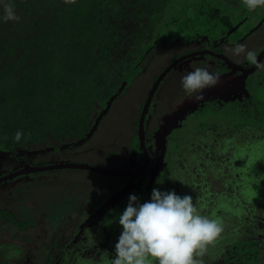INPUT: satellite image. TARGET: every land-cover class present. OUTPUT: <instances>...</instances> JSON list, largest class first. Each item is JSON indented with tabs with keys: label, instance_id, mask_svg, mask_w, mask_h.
Segmentation results:
<instances>
[{
	"label": "flooded vegetation",
	"instance_id": "af4514ba",
	"mask_svg": "<svg viewBox=\"0 0 264 264\" xmlns=\"http://www.w3.org/2000/svg\"><path fill=\"white\" fill-rule=\"evenodd\" d=\"M182 8L183 10L178 16L168 20L167 23H164V25L160 27L154 40L147 47L151 48L150 45L156 43L169 44L172 41L182 43L183 45L188 43L191 44V48H188L184 53L176 55L177 58L174 61L172 59L166 67L163 68V70L167 69V72L157 88L153 87V85L156 78L163 70L155 76L147 99L146 101L143 100V102H145L144 106L142 109H139V115L136 121L132 123L134 134L130 137V143L126 148L130 150L134 145L137 146L136 148L139 153L137 163L129 165V159L127 160L128 163L126 166L118 170L108 169L107 171H100L92 164V170L87 172L89 173L88 175H93V178L96 176L105 177L107 179L113 178L115 180L119 178L128 185L136 182L133 184V189L127 188L111 201L108 200V202L107 197L104 198L102 202L93 206V210L91 211L92 216L91 214L88 215V220L77 222L68 235L62 232L57 234L56 238L53 239L54 243H49L53 248L49 247L46 251L44 249L45 253L43 257L47 258L48 262H50L49 259L52 258L54 260L55 258L56 261H54L53 264H59L57 263L58 260L63 261L65 257V261L62 264H109L108 258L111 259L114 255V244L120 234V226L115 219L125 208L129 194H136L139 201L143 203L150 199L151 190L155 187L162 191L174 190L181 196L191 195L193 199L196 193L214 196V201L211 199L213 202L209 204L211 205L209 209L205 208V206H203L205 209L197 207L201 214L219 218L227 233L224 236L227 240L222 242L221 245H217L213 248L214 259H212L213 262L211 264H263V261L261 262L259 258H256V260H247L244 258L243 254L239 253L238 256L234 257L235 251L228 245H232L234 239L236 240L244 236L245 238L251 237L264 244V221L252 220L249 223H235L233 220L235 209L225 208V205L228 203H226V201H230V190L227 187L214 192L209 182L212 180V177L214 178L215 170H217V172L221 168L222 170H227L230 163H237L240 166H244L247 159L251 156L252 148L257 147L259 151H263L264 153V127L262 129L256 123L258 130L254 129L250 131V127L255 123L252 124L253 121L249 123L241 122L239 124L240 129L234 128L236 126L226 129L228 132H226V137H224L223 141L219 140L218 137L213 134L218 140L215 141L207 134L210 132V128L202 129L196 126V120L194 122L193 119L197 116L193 111L196 106L205 104L203 102L205 99H212L217 95H223V98L228 99L234 94V90L238 89L240 80L244 82V79H251L253 77L257 70V65H253L248 60H245V63H235L224 55L223 51L220 52L216 48L227 41H235L243 38L255 27L261 24L263 25L264 8L257 9L254 12H248L243 7V0H238L236 6L219 5L218 3L211 4L208 0L194 1L189 5L185 4ZM184 62H187L186 65L181 67ZM205 63L209 64L213 70L220 73V82L216 86L210 87L211 89H204L203 98L201 100L189 102V104L186 100L191 98H189L184 91L178 93L175 98H170L171 100L167 103V120L156 125L150 123V114L148 112L150 105L154 101L162 105L160 102L163 100L164 95L160 97V95L157 94L162 81H169L174 78L177 80V83H179L181 75L185 74L186 71L196 66H202ZM173 69L175 70L174 73L178 74L172 76ZM169 90L170 91L165 94L166 97L172 94L173 88L170 87ZM116 91L103 102L92 121L91 128L77 141L60 144L59 146H50L35 151L22 150L18 152L19 156L17 157L9 151L20 161L21 165H18L8 173H1L0 184L10 180H16L22 173L25 174L30 171L34 173L38 171L51 172L70 167L71 165L38 170L37 166L45 163H69L71 160L58 159V161L50 160L34 163L28 160V153L50 148L60 150L62 148H69V144L75 143V145H77L81 143L84 139L89 137L100 114ZM174 92H176V90ZM257 94L260 101L264 100L263 90ZM170 105L173 108L174 105H176V109H171ZM211 114H215L223 119L232 117V113L230 112L228 115L220 111H214L211 112ZM224 124L226 123H221L220 127H225L227 125ZM237 130L239 132H236ZM220 143L223 145V151L225 153L219 154L220 150L218 146ZM226 147H229L228 151L225 150ZM129 150L128 156L130 157L131 153ZM256 150L257 149H255L254 152H256ZM219 165H221V167ZM125 167H129V169ZM74 168L76 169L78 167L74 166ZM224 173L225 172H219L220 176L218 177L221 179ZM161 181L162 183H157ZM245 182L243 184H245ZM230 183L231 182L228 183V186ZM224 184L223 182L222 186H224ZM240 184V189L242 190L244 185L242 183ZM237 188L238 187H235L234 184L232 185L233 190L236 189L240 191ZM116 193L117 191L115 194ZM217 197L220 199V206L217 204L219 203ZM197 202L201 203V205L206 204V199L199 197ZM1 210L8 209H0V211ZM0 219H2V222L7 221L5 218ZM13 222H16V219L13 220ZM17 223L20 225L21 221ZM28 223L29 221L25 220L24 224L26 225ZM24 224L22 226H24ZM1 236L2 234H0V237ZM58 240L60 241L59 245H57ZM223 240L222 238L219 240L217 237L211 244H216ZM49 244L46 243L44 246ZM17 246L18 245H12L14 249ZM42 246L43 245L40 247ZM42 253L43 250L41 252V259ZM51 253H54L53 256H51Z\"/></svg>",
	"mask_w": 264,
	"mask_h": 264
},
{
	"label": "trees",
	"instance_id": "16d2710c",
	"mask_svg": "<svg viewBox=\"0 0 264 264\" xmlns=\"http://www.w3.org/2000/svg\"><path fill=\"white\" fill-rule=\"evenodd\" d=\"M172 1L175 11L168 15ZM208 1L236 6L238 0ZM12 2L20 19L0 22V149L16 157L22 150L35 151L82 138L100 106L132 71L160 27L191 3L186 0ZM166 72L164 69L158 75L153 87L157 88ZM18 129L23 136L15 142L13 136ZM258 152L262 151L252 148V154ZM70 165L73 166L72 162H49L37 169ZM248 173L227 174L228 177L224 173L221 181L233 179L243 184ZM263 179L243 185L253 184L256 193L264 185ZM235 191L230 189L228 202L240 207L234 210L235 223L264 221V205H259L262 208L256 212L254 204L245 202L247 198ZM15 216L8 210L0 211V218L6 220L13 221ZM226 234L224 228L218 236L224 240L207 245L199 258L203 264L213 262V248L227 240ZM228 246L235 251L234 257L239 253L247 260L259 258L264 264V244L256 239H236Z\"/></svg>",
	"mask_w": 264,
	"mask_h": 264
},
{
	"label": "rangeland",
	"instance_id": "374dc122",
	"mask_svg": "<svg viewBox=\"0 0 264 264\" xmlns=\"http://www.w3.org/2000/svg\"><path fill=\"white\" fill-rule=\"evenodd\" d=\"M175 7L176 5L172 1V9L168 12V15L174 13ZM238 43L243 44L245 50L235 54L234 45ZM150 47L146 49L133 71L126 76L116 93L110 98L88 138L77 145L75 143L69 144V148L60 150L50 148L28 153L30 162L40 163L66 159L71 160L73 166L51 172L38 171L34 173L30 171L25 174L22 173L16 180L0 184V209H8L10 212L17 214L14 217L16 222L12 220L2 222V219H0V234H2L0 237V264H40V262L41 264H53L56 259L54 258L53 260L51 258L49 259L50 262H48L47 258L43 257V254L45 253L44 249L46 251L49 247L53 248L49 243L53 242L57 234L62 232L68 235L77 222L88 220V215L91 214L93 206L102 202L104 198L107 197L108 202V200L111 201L127 188L133 189V184L136 182L128 185L119 178L116 180L98 176L93 178V175H88L89 173L87 172L92 170V164L100 171H107L108 169L118 170L126 166L129 159V165L137 163L139 159L137 146L134 145L130 150L126 148L130 143V137L134 134L132 123L136 121L139 109L144 106L145 102L143 100L146 101L155 76L172 59L174 61L177 58L176 55L184 53L188 48H191V44L183 45L172 41L169 44L156 43L150 45ZM216 49L220 52L223 51V54L235 63H245V60H247L246 52L255 51L258 64H264V22L263 25L261 24L251 30L245 37L235 41H227ZM186 63L184 62L181 67H184ZM174 72L175 70L173 69L172 76L178 74ZM170 87L173 88L172 94L166 97L165 94L170 91ZM175 90L176 92H174ZM262 90L264 91V69L257 66L253 77L244 79V82L240 80L238 89L234 90V94L228 99L223 98V95H217L212 99H205L203 101L205 104L196 106L193 113L197 117H194L193 121L195 122L196 120L197 127L202 129L210 128L211 130L207 134L215 141L218 140L213 134L223 141L224 137H226V132H228L226 129L233 126L238 129L241 122L249 123L253 121L252 124H255L251 127L249 126L250 131L258 130L257 124L263 129L264 100L260 101L257 94ZM182 91L180 83H177L176 79L162 81L157 91L160 97L164 95L163 100L160 102L162 105H159L157 101L150 105L148 110L150 123L156 125L167 120L166 107L168 101L172 97L175 98ZM186 101H188V104L189 102H194L192 99ZM171 109H176V105H174V108L171 106ZM214 111H220L227 115L230 112L232 117L223 119L211 114ZM221 123H226L227 125L224 124L226 125L225 127H220ZM236 132L239 131L237 130ZM218 148L220 150L219 154L225 153L221 143ZM228 148L226 147L225 150L228 151ZM128 150L131 153L130 157L128 156ZM262 155L264 156L263 151L255 154L251 153L244 166L230 163L227 170H222V168L218 172L215 170L214 178L212 177L209 182L214 192L227 187L230 190L234 184L240 190L235 191V193L247 198L245 202L248 204H254V210L257 212L259 208H262L259 205H264V203H261L264 200V195H260V192H264L263 183L261 188H259L260 191L254 193L256 189L253 184L246 185L241 190V184L232 179L222 186V178L220 179L218 176H220L219 172H225L226 175L233 173L246 175L249 172L247 178H245L247 183L250 184V182L255 180L259 181V179L264 177V158L260 159V157H263ZM18 165H21L20 161L8 150L0 149V174L8 173ZM74 166L78 168L75 169ZM219 166L221 167V165ZM129 167L125 168L129 169ZM229 182H231V186H228ZM116 191L117 193L115 194ZM199 197L205 198L206 204L201 205V203L197 202ZM195 198L193 199L194 203L201 209H209L211 206L209 204L214 201L213 195H204L202 193H196ZM217 200L218 202L220 201L218 197ZM217 204L220 206L219 204L221 203ZM225 208L240 209L238 206H232V202L226 204ZM241 212H244L242 208ZM245 217L247 218V216ZM25 220L29 221L26 225L24 224ZM18 221L22 223L19 225ZM23 224L24 226H22ZM244 238L245 236L238 238V240ZM234 241L236 240L234 239ZM59 242L58 240L57 245H59ZM46 243L49 245L44 246ZM12 245L18 246L14 249ZM41 245L44 247H40ZM53 254L51 253V256ZM64 261L65 257L63 261L58 260L57 263L62 264Z\"/></svg>",
	"mask_w": 264,
	"mask_h": 264
},
{
	"label": "clouds",
	"instance_id": "9594fccd",
	"mask_svg": "<svg viewBox=\"0 0 264 264\" xmlns=\"http://www.w3.org/2000/svg\"><path fill=\"white\" fill-rule=\"evenodd\" d=\"M248 12L264 8V0H243ZM12 0H0V22L18 21ZM245 50L243 44L234 45V53ZM246 59L258 64L255 51H247ZM220 82V73L205 63L187 71L180 77V86L194 101L203 98V90ZM23 132L13 136L19 142ZM157 183H162L157 182ZM120 234L114 244V255L109 264H203L199 259L224 230L219 218L203 215L191 195H178L174 190L153 188L150 199L141 203L130 193L122 212L116 217Z\"/></svg>",
	"mask_w": 264,
	"mask_h": 264
}]
</instances>
